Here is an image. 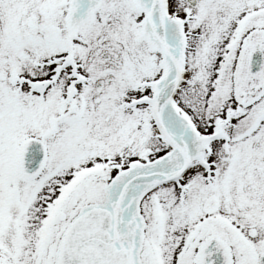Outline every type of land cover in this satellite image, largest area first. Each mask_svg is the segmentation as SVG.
<instances>
[{
	"label": "snow or ice",
	"instance_id": "snow-or-ice-1",
	"mask_svg": "<svg viewBox=\"0 0 264 264\" xmlns=\"http://www.w3.org/2000/svg\"><path fill=\"white\" fill-rule=\"evenodd\" d=\"M0 264H264V0H0Z\"/></svg>",
	"mask_w": 264,
	"mask_h": 264
}]
</instances>
